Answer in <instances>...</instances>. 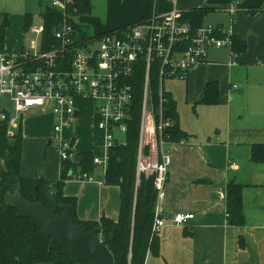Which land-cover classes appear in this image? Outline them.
<instances>
[{
	"label": "built area",
	"instance_id": "obj_1",
	"mask_svg": "<svg viewBox=\"0 0 264 264\" xmlns=\"http://www.w3.org/2000/svg\"><path fill=\"white\" fill-rule=\"evenodd\" d=\"M237 2L232 0L223 8L231 22ZM41 7L62 16L60 29L54 30V43L45 39L46 20L40 16L41 23L25 31L35 39L21 48L0 44V130L5 127L7 137L14 138L22 130L25 115H50L54 120L51 146L62 165H69V178L105 184L111 153L128 145L138 115L136 188L142 178L153 180L157 195L153 232L159 234L195 221L194 214L167 218L161 210L173 162L171 146L187 143L173 142L168 134L177 123L168 114L174 100L166 83L186 82L193 70L210 64L214 49L229 52V66L239 65L232 30L208 23L194 28L174 11L87 35L76 21V9L74 16L70 13L72 0H49ZM83 102L91 104L95 138L89 153L95 169L102 172V181L85 171L84 154L76 148L73 125L84 113ZM67 131H71L70 136Z\"/></svg>",
	"mask_w": 264,
	"mask_h": 264
},
{
	"label": "crops",
	"instance_id": "obj_2",
	"mask_svg": "<svg viewBox=\"0 0 264 264\" xmlns=\"http://www.w3.org/2000/svg\"><path fill=\"white\" fill-rule=\"evenodd\" d=\"M20 2L21 7L15 13L24 15V32L25 15L31 13L28 1ZM118 2V7L127 14L113 19L106 28H97L95 34L127 27L149 13L148 0ZM208 7L209 0H155L150 16L178 11L183 18L186 13ZM224 7H216L217 10L208 14L203 23L231 29L236 40L246 45L245 51L239 52V65L229 66V52L214 49L210 53V64L193 70L185 82L187 103L191 89L194 106L200 105L210 84L218 85V103L206 106L203 121L183 124L174 99V85L169 89L177 106L179 128L189 138L186 144L171 146L173 162L167 197L161 204V210L167 218L184 213L194 214L196 219L183 227L167 228L157 234L160 254H149L147 264H264V161L253 158V147L264 145V0H238L233 22L223 12ZM11 13L5 11L0 14H8L10 18ZM79 26L87 35H95L89 34L84 25L79 23ZM8 31L4 41L6 47ZM234 86L238 89L235 90ZM88 112L90 122L86 130L90 133L91 149H78L83 154L92 151L95 138L92 110ZM194 112L198 117L196 109ZM26 116L43 118L45 126L49 127H41L38 131L28 129L29 136L39 137L36 145L27 149L24 140ZM25 117L21 130L23 177L49 182L60 180L63 165L58 154L57 161H54L48 158L47 153L40 156L36 152L45 136L49 137L46 142L51 146L53 118L36 114ZM70 133L67 131L66 135L70 136ZM3 168L0 160V169ZM93 173L97 180L102 181L99 169H94ZM231 182L243 187L245 225L241 228L229 225L227 220V188ZM63 193L76 201L75 215L81 222L119 219L121 190L117 186L69 179L63 185ZM4 202L0 181V208Z\"/></svg>",
	"mask_w": 264,
	"mask_h": 264
},
{
	"label": "trees",
	"instance_id": "obj_3",
	"mask_svg": "<svg viewBox=\"0 0 264 264\" xmlns=\"http://www.w3.org/2000/svg\"><path fill=\"white\" fill-rule=\"evenodd\" d=\"M154 2L155 0H148L149 13L143 19L150 17ZM231 2L232 0H209L210 7L186 13L182 20L198 28L208 14L217 10L216 7L227 6ZM92 7L91 0H72L70 13L74 16L72 12L76 9L78 16L89 15ZM39 15L46 20L44 37L52 43L54 30H59L62 25V16L49 7H41ZM32 23L33 15H25L26 30ZM10 27L9 15L0 14L1 45H4L5 35ZM75 28L79 29L77 25ZM245 49L246 45L235 38L234 50L239 53L244 52ZM140 75L142 72L139 73V79ZM140 90L139 88V92ZM218 101V85L210 84L201 104H216ZM169 107L168 114L177 123L175 129L168 131L171 140L173 142L187 140L189 137L178 125L175 101H171ZM6 134L5 127L1 128L0 160L3 161L4 168L0 169V181L4 201L8 194L14 195L20 189L29 202L41 203L44 207L54 210L57 215H61V206L71 207L72 219L76 225L87 232L100 229V240L112 254L114 264H147L149 254H160L157 234L153 232L157 203L153 180L142 178L141 185L136 188L138 115L131 127L128 145L117 147L112 151L105 178V184L117 186L121 190L120 215L117 221L103 218L99 222L84 223L76 218V201L65 197L63 193V185L70 179L67 173L68 164L63 165L61 179L56 182L24 178L22 133L19 132L14 138H9ZM92 157L91 153L83 156V167L87 172H93L95 169ZM253 158L264 161V145L253 147ZM227 220L229 225L234 227L241 228L245 225L243 187L234 182H231L227 188ZM50 243L51 239L43 235L40 225L35 220L19 217L17 211L4 202L0 208V264H77V261L70 256L68 247L56 244L50 248Z\"/></svg>",
	"mask_w": 264,
	"mask_h": 264
},
{
	"label": "rangeland",
	"instance_id": "obj_4",
	"mask_svg": "<svg viewBox=\"0 0 264 264\" xmlns=\"http://www.w3.org/2000/svg\"><path fill=\"white\" fill-rule=\"evenodd\" d=\"M30 13L33 14V24H39L41 23V18L39 15V11L41 9V5H47L49 3V0H27ZM92 1V10L89 15H82L77 18V22L84 25L86 31L89 34H95L94 32L97 30V28H106L109 23L118 17H124L127 12H124V9H120L118 7V0H91ZM129 0H123L122 4H125ZM20 0H0V13H3L5 11L12 12L11 13V22L12 26L8 29V33L6 36V43L9 48H13L17 46L18 48H21L24 44H27L31 40L35 39V35L32 34L30 31L28 32H22L23 30V14L16 15L17 12L16 9L21 7ZM16 15V16H15ZM20 28V29H19ZM15 43V44H14ZM14 44V45H13ZM193 72V71H192ZM191 72V73H192ZM190 73V75H191ZM174 85L173 94L174 99L178 103V112L180 114L181 122L188 125H193L194 123L203 121L202 118L204 117L203 111L208 106L205 104L195 105L193 102L194 100V93L192 90H189L188 93V103L186 102V86L185 82L179 81L174 83H166V89H172V86ZM84 108V116L80 119L79 123H76L73 125V131L76 134V137L78 139L77 143V149L87 151L91 149V137L90 133L87 132L86 128L89 125V120L87 119L88 111L91 110V104L90 103H81ZM207 106V107H206ZM195 109L198 114H195ZM43 118H39L37 116H26V136H25V142H26V149L27 147L33 148L36 145V140L38 139V135L31 134L29 136V130L33 129L38 131V129L46 128L49 129L48 126H45V120H42ZM88 120V121H87ZM206 120V119H205ZM31 130V132H33ZM69 134V132H68ZM54 134L52 135L53 138ZM51 137V136H50ZM41 138V137H40ZM43 138V137H42ZM49 137L45 136L43 138L42 144L39 142L38 149H36V152H39L40 156H44L47 153L48 158L50 157L51 160L57 161V152L54 150V145L48 146L47 139ZM42 141V140H41ZM41 145V146H40ZM44 158V157H43ZM42 158V159H43Z\"/></svg>",
	"mask_w": 264,
	"mask_h": 264
},
{
	"label": "water",
	"instance_id": "obj_5",
	"mask_svg": "<svg viewBox=\"0 0 264 264\" xmlns=\"http://www.w3.org/2000/svg\"><path fill=\"white\" fill-rule=\"evenodd\" d=\"M82 159L77 158L80 162ZM5 204L14 208L19 217L35 220L43 235L51 239L50 248L58 244L68 247L70 256L77 264H114L112 254L100 240V229L87 232L72 219V209L61 206V215L41 203L29 202L18 189L14 195L5 197Z\"/></svg>",
	"mask_w": 264,
	"mask_h": 264
}]
</instances>
